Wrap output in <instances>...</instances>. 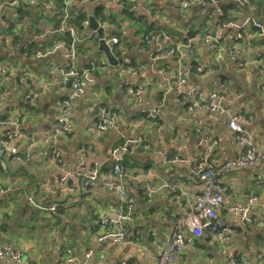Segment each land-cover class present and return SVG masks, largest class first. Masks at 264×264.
Returning a JSON list of instances; mask_svg holds the SVG:
<instances>
[{
    "label": "crops",
    "instance_id": "crops-1",
    "mask_svg": "<svg viewBox=\"0 0 264 264\" xmlns=\"http://www.w3.org/2000/svg\"><path fill=\"white\" fill-rule=\"evenodd\" d=\"M136 2L157 7L153 8L154 15L148 19V24L155 25V31L172 33L168 35L175 42H179L187 31L197 32L205 24L203 15H206L208 26L218 31L220 45L232 47L234 54L217 59L209 47L198 41L194 53L187 54L182 60V68L191 71L188 72L186 85L180 90L193 88L206 98L216 89H231L224 106L240 115L241 127L251 133L257 147H264V76L250 62L257 60L264 67V35L258 37L251 27L252 22H257L264 28V17L256 14L252 6L247 8V0L218 3L216 7L207 8L210 10L204 14L182 10L178 0ZM229 3L235 6L229 8L234 10H229L228 16L234 14L232 21L242 27L243 40L234 39V28L217 29L221 18L215 17V9L222 10V6ZM96 4H103L107 13L124 18L107 0H97ZM96 4L85 6L89 15H92ZM70 6L74 8V5ZM54 10L52 0H38L0 13L1 18L11 26L9 33L0 29V33L6 36L5 46L0 47V65L9 69L17 66L28 73L21 85L17 84L16 78L7 75L4 82L7 97L0 103V137L13 130L12 125L1 122L19 116L15 122L18 128L31 140L39 142L51 132L60 113V101L69 88L59 84L57 67L64 63L61 50L50 55L45 62L34 61L32 53L28 57L20 53L21 49L36 50L32 46L34 43H41L43 47L54 43L50 35L48 38V35L40 37L29 24V17L31 21H40L37 26L49 24L54 20L51 19ZM7 13L10 14L9 19L5 16ZM51 28L47 29L51 31ZM123 31V38H126L124 41L121 39L125 50L123 58L129 59L132 67L139 69L149 82L141 102L132 97V90L139 81L135 75L128 69H119V65L112 72L104 57L94 60L98 42L92 49L87 46L94 36L97 39L96 35H92L81 45L77 67L84 69L94 62L97 69L93 73V82L89 84L84 99L78 102L83 103L81 109L78 110L77 105L73 114V134L59 139L57 144L60 157L69 170L80 163L88 169L93 160L99 159L102 169L98 183L86 194L78 188L70 189L68 185L59 186V170L51 159L50 149L43 144L29 146L28 140L16 139L13 142L18 146L19 155L25 157L23 162H17L9 149L0 158L4 164V170L0 168V246H9L19 252L22 255L20 264H117L121 260L127 264H155L163 243L172 234V218L180 214L183 207L200 192V183L190 175L191 166L205 161L219 169L235 159L243 148L229 129L223 113L186 109L179 99L176 79L171 74L176 67L172 56L151 60L149 54L153 51L150 46L146 48L142 44L136 26L129 22ZM9 39L21 43L19 50L10 48ZM88 51H93V55ZM113 52L117 59L122 58L119 53ZM239 60L244 62V69L237 66ZM102 61L105 65H100ZM198 66L202 67V74L195 71ZM161 69L165 70L164 77L158 73ZM41 83L46 84V92L39 90ZM24 93L37 97L25 100ZM93 102L116 113L118 131L96 132L97 115L84 109ZM152 112L155 120L148 117ZM137 137H143L149 148L128 147V151L120 157L123 174L115 175L110 150L121 141H133ZM213 137L219 138L216 147L209 146ZM199 140L206 143L199 145ZM175 157L179 159L177 162H173ZM123 160L129 162L125 164ZM227 173H231L225 181L228 189L217 214L221 225L230 231L222 241L208 233L200 239L188 235L190 241L183 248L181 258L172 264H229L224 254L227 251L236 256V263L264 264V190L261 194L254 193L258 200L251 205L247 222L241 223L230 210L231 205L245 203L246 197L253 194L248 187L252 190L256 180L264 183V161L252 169ZM103 180L122 185L132 202L135 220L127 225L125 243L98 240L104 230L96 221L102 215L114 216L113 210L118 206L116 196L104 188ZM29 199L40 208H34ZM177 199L183 207L178 205ZM53 205L57 206L56 210H51ZM67 251L72 255L71 262H67ZM89 251L91 254L86 257ZM0 264L13 263L9 258L2 257Z\"/></svg>",
    "mask_w": 264,
    "mask_h": 264
},
{
    "label": "built area",
    "instance_id": "built-area-1",
    "mask_svg": "<svg viewBox=\"0 0 264 264\" xmlns=\"http://www.w3.org/2000/svg\"><path fill=\"white\" fill-rule=\"evenodd\" d=\"M38 0H3L0 2V13L4 10L14 9L20 6H28ZM64 7L63 19L60 21L57 28L54 31H48V33H69L71 37L70 44H64L62 42H56V44L47 51L36 49L34 51H20L24 57H28L32 53L34 61H40L54 53L57 50H61L64 63L57 67L60 75L59 84L62 87H66L69 82V88L66 95L60 101V113L56 116L55 122L51 132L41 141L34 142L23 130L18 128L15 122L18 121V117L10 118L2 121L3 125H12L13 130L6 132L0 137V158L4 156L5 151L9 149L10 155L17 161L23 162L25 157L19 155L18 146L14 145L13 142L17 140H28L29 146L46 145L52 154L51 159L56 163L59 175L57 184L59 186H67L70 189L78 188L82 193L86 194L88 190L94 187L101 176L102 164L99 159L92 161L91 166L86 169L84 164L80 163L75 169L69 170L65 162L62 160L57 148L59 139H65L70 137L74 132L73 114L76 111L78 102L85 97V92L90 83L93 82V73L97 69L94 62H90L84 69L77 67V62L80 57V51L77 45H82L88 40L93 34L89 31L88 18L93 15H88L81 22L82 29L80 33L76 32V28L71 25H65V20L70 16V5H78L80 7L87 6L89 4H96L97 0H61ZM111 5L118 9V14H132L134 16L144 15L147 20L152 18L154 15L153 8L148 4H138L136 0H107ZM156 1V0H155ZM239 0H188L182 2L178 0V4L182 10H190L191 7L196 8H212L216 7L218 3L233 2ZM164 2V0H162ZM248 3V2H247ZM243 4V3H241ZM55 13V11L53 12ZM215 17L222 18L223 12L221 8L215 9ZM95 18V17H94ZM98 27L103 29L102 39L105 44L110 48L113 54L114 49L119 47V55L123 58L125 50L122 46L121 36H117L116 33H124V27L129 23L123 21L124 18L116 17V21L108 23L101 19H96ZM120 27V28H119ZM251 27L257 32V36L264 35V28L257 22H252ZM227 28H234L236 35L234 39L237 41L243 40V34L241 33V26L233 21L222 22L217 25L219 31ZM0 29L7 32L11 29L9 23L4 21L0 15ZM109 32L106 34V31ZM6 36L0 33V47L5 46ZM141 41H145L148 46L151 47L149 52V58L151 60L159 59L162 56L170 55L174 58L176 67L172 69L171 74L176 79V90L178 92L179 99L185 104L188 111L193 109H201L208 113L220 112L227 117L228 127L235 134L236 140L242 145V150L239 152L235 159H232L223 165L219 169L213 168L210 164L205 161L196 162L190 168V175L198 180L200 183V192L194 197L192 202H188L184 207L180 200L177 199L179 206L183 207L180 214L173 217L172 222V234L167 239L156 258L155 264H172L178 258H181L182 250L190 238L188 235L200 239L204 233L213 235L220 241L224 239L226 233L230 230L227 227H223L219 221L217 211L223 204L224 195L227 192V188L221 182V176L227 172L241 169H252L258 165L261 161H264V147H257V144L253 142L251 133L247 132L241 127L239 121L241 120L240 115L234 113L230 109L224 106L226 99L231 95V89L225 87L224 89H216L209 93L207 97H203L202 93L193 88H182L188 81V72L191 69L182 68V60L187 54L194 53L196 50V43L198 41L205 44L210 48V51L217 59H222L224 56H232L234 49L232 47H225L220 45V39L218 31L211 27H206L200 32L192 36H186L183 34L182 39L179 42H175L165 31H158L157 33L146 36L141 34L139 36ZM10 48L19 50L21 43L9 39ZM116 58V57H115ZM117 59V58H116ZM255 66L257 72L264 76V67H261L257 60H251ZM100 65H105L102 61ZM239 68H245L244 62L239 60L237 62ZM119 69H128L131 74L135 75L139 81L136 84L134 90H132V97L138 103L141 102L143 95L149 85L148 80L144 74L137 68L132 67V63L129 59L125 60L118 66ZM140 73H139V72ZM195 71L199 74L203 73L201 66L195 68ZM161 76H165V70L161 69L158 71ZM11 75L16 78L17 84L21 85L24 82V78L28 73L24 70H20L17 66L13 69H9L6 65H0V103L2 104L7 97V90L4 88V82L7 75ZM40 81H42L40 79ZM47 88L46 84H40V91L43 93ZM264 91V89H263ZM14 93V92H13ZM16 94V93H14ZM33 95L30 93H24V99L30 100ZM88 111H94L97 115L96 132L98 134H104L109 131H118V124L116 120V113L110 108L102 104H91L86 107ZM148 117L155 120L154 113H149ZM14 121V122H13ZM206 143L204 140H199L198 144L201 145ZM131 145L140 146L144 149L149 148V143L143 137H137L133 141H127L123 144H118L110 150V157L113 162V173L115 175H122L123 168L120 164V157L123 156ZM219 145V138L213 137L209 141L210 147H216ZM179 159L174 158L173 162H177ZM0 168L4 170V164L0 161ZM102 184L104 188L113 193L118 201V206L113 210L114 216L102 215L97 224L103 228V233L98 237L99 241H109L112 244H120L127 242L128 235V224L133 223L135 220L134 210L132 202L127 198V195L120 184H114L110 181L103 180ZM155 192V191H154ZM146 195H149L146 191ZM258 200V197L254 194H249L246 197L245 203L231 205V212L239 217L241 223L248 221V215L250 214L251 205ZM29 202L34 208L39 209L40 206L34 203L32 199ZM51 210H56L57 206L53 205L50 207ZM133 244V242H130ZM67 256V262H71L72 255L70 251L65 253ZM91 252L86 253V257H89ZM229 264L236 263V256L229 253H224ZM9 258L13 264H20L22 255L10 248L9 246H0V258ZM33 264V263H30ZM117 264H127L126 261L121 260Z\"/></svg>",
    "mask_w": 264,
    "mask_h": 264
},
{
    "label": "trees",
    "instance_id": "trees-1",
    "mask_svg": "<svg viewBox=\"0 0 264 264\" xmlns=\"http://www.w3.org/2000/svg\"><path fill=\"white\" fill-rule=\"evenodd\" d=\"M53 1V4L55 5V13H53L51 19H54L52 21H49V24L47 23H41L40 25L37 26L38 23H40V21L38 20H34V21H31V17H29V24H31V28L34 30V32L36 34H40L39 36L40 37H49L50 35V40L52 42H54L56 44V42H62L64 44H70L71 43V37L69 35V33H51V34H48V29L47 28H50L52 27L50 30L51 31H54L55 28L58 27L60 21L63 19V15H64V7H63V4H62V1L61 0H52ZM126 1V0H125ZM182 2H186L188 0H181ZM206 1V0H204ZM249 2V5H246L248 6L247 8H250L249 6H252V9L254 10V12H256V14L259 13V15H262L264 17V0H247ZM230 4V3H229ZM231 6H235V5H227V4H224L222 6V12H223V17L220 19V21H225V22H229V21H232L233 20V15L234 14H230V17L228 16L229 14V10H234V9H229ZM70 8V16L65 20V25H71L73 26L74 28H76V32L80 33V30L82 29V26H81V22L88 17L89 15V12L88 10H86L85 6L83 7H80L78 5H74V8ZM190 10L195 13H200V14H204V13H208L210 9H206V8H196V7H191ZM91 14L93 15V17H95L96 19H101L102 21H106L108 23H113L116 21V16L117 14L115 13H107L106 12V7L103 5V4H96L93 8V10L91 11ZM205 17V24L203 26L200 27V29L197 31V32H189L187 31L185 34L186 36H192V35H195L196 33L200 32L201 30H203V28H206V27H209L208 24L206 23V15L204 14L203 15ZM213 17V16H212ZM24 20V19H22ZM21 21V20H20ZM20 21H19V24H20ZM123 21H128V22H131L132 25L136 26V30H137V34L141 37V34H144L146 36H149L151 34H154V33H157V31H155L153 28H155L152 24L149 25L148 24V20H147V17L144 16V15H138L137 16H134L132 14H125V17H124V20ZM148 21V22H147ZM218 21L220 24L222 22ZM234 21V20H233ZM53 24V25H52ZM128 25V23H127ZM120 28V27H119ZM11 31V29L9 31H7V33H9ZM242 31V30H241ZM255 30H253L254 32ZM6 33V32H5ZM194 33V34H193ZM117 36H121L123 38V36L125 34H122V33H119L117 32L116 33ZM126 38L124 37L123 38V41L125 40ZM95 42H97V39H95ZM54 43H49L51 45H49L48 47H43V45L41 43H34L32 46H34V48H37V49H40L42 51H47L49 50L50 48H52L55 44ZM122 42H120L121 44ZM142 44L147 48L148 45L146 44L145 41H142ZM77 48L78 50L80 51L81 49V46L80 45H77ZM149 48V47H148ZM20 51H23V49H21ZM115 51V54H118L117 52V48L114 49ZM21 53V52H20ZM49 57V56H48ZM44 58L42 60H40V62H45L47 60V58ZM45 92L47 91L46 89L44 90ZM33 96H36L37 95H33ZM15 97H19V95H15ZM32 98V97H31ZM125 141H121L120 144H123ZM123 163H127L129 162L128 160H123L122 161Z\"/></svg>",
    "mask_w": 264,
    "mask_h": 264
},
{
    "label": "water",
    "instance_id": "water-1",
    "mask_svg": "<svg viewBox=\"0 0 264 264\" xmlns=\"http://www.w3.org/2000/svg\"><path fill=\"white\" fill-rule=\"evenodd\" d=\"M88 21H89V24H88L89 31L91 30L92 34L96 35L98 39L97 41L98 43L95 49L98 53L103 54L105 62H107V64L109 65V69L113 72L115 70V67L122 64L125 61V59L124 58L116 59L115 56L111 53L110 48L105 44V41L102 39L103 29L98 27V23L95 20V18L93 16H90L88 18ZM69 84L70 83L68 82L67 87H69ZM82 99H84V97ZM82 105H83L82 102L78 104V110L81 109Z\"/></svg>",
    "mask_w": 264,
    "mask_h": 264
},
{
    "label": "rangeland",
    "instance_id": "rangeland-1",
    "mask_svg": "<svg viewBox=\"0 0 264 264\" xmlns=\"http://www.w3.org/2000/svg\"><path fill=\"white\" fill-rule=\"evenodd\" d=\"M6 18L7 19H9V16H10V14L9 13H7L6 15ZM169 35L171 34L172 35V33H168ZM94 41V42H93ZM95 44V36H94V38H93V40L92 41H89V42H87V46H89L91 49H92V47H93V45ZM88 52H90V54L91 55H93V51H88ZM103 57V55L101 54V53H97V55L95 56V57H93L94 58V60L95 61H98L100 58H102ZM102 70H104V69H102ZM116 72H118V71H116ZM88 99V98H87ZM90 99H92V97L91 98H89L88 100H90ZM86 107H89L88 105H86ZM85 106H84V108H86ZM228 174V175H227ZM230 175H231V173L229 174V173H226V174H223L222 176H221V182H223V185L228 189V187L225 185V181H226V179L227 178H229L230 177ZM226 176V177H225ZM224 177H225V179H224ZM257 181V180H256ZM254 182L253 183V185H252V190H250V188L251 187H248L249 188V192H251V193H258V194H261V192L264 190V183L262 182V181H257V182ZM226 184H228V183H226ZM256 190V191H255ZM236 204H240V203H236ZM241 204H243V203H241ZM235 205V204H234Z\"/></svg>",
    "mask_w": 264,
    "mask_h": 264
}]
</instances>
